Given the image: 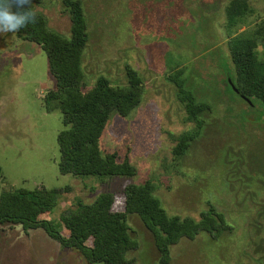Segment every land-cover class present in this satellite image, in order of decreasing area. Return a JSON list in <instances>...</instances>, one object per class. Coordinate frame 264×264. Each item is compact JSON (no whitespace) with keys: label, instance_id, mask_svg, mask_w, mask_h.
I'll return each instance as SVG.
<instances>
[{"label":"rangeland","instance_id":"rangeland-1","mask_svg":"<svg viewBox=\"0 0 264 264\" xmlns=\"http://www.w3.org/2000/svg\"><path fill=\"white\" fill-rule=\"evenodd\" d=\"M64 1L43 0L35 10L69 39L72 23ZM81 1L89 33L88 86L104 76L129 88L127 67L143 81L141 103L128 117L114 116L102 138L103 148L130 158L137 174L60 172L64 124L62 113L46 105L57 88L47 52L16 32H0V196L13 188L61 190L45 219L67 237L63 217L80 204L110 193L117 197L115 210L122 211L126 189L149 182L170 215L200 220L206 212L227 225L219 234L182 239L168 264H256L253 233L264 240V107L248 106L237 93L222 95L217 81L221 70L232 68L226 14L232 0ZM249 1L254 14L240 31L264 19V0ZM179 85L211 110L190 118ZM186 134L193 135L191 147L178 155ZM127 222L135 242L128 259L158 264L152 233L137 215H128ZM0 264L101 263H90L42 228L7 223L0 225Z\"/></svg>","mask_w":264,"mask_h":264},{"label":"trees","instance_id":"trees-1","mask_svg":"<svg viewBox=\"0 0 264 264\" xmlns=\"http://www.w3.org/2000/svg\"><path fill=\"white\" fill-rule=\"evenodd\" d=\"M42 3L43 0H32V7ZM64 4L70 13L71 38L51 29L47 17L40 12H37L35 24L16 32L19 38L42 46L49 57L51 74L57 81V88L46 97V105L50 111L59 110L63 115L64 129L58 137L60 172L77 176H134L137 168L130 158L105 150L102 138L114 116L128 117L141 103L143 81L136 71L127 67L129 88L113 84L104 76L99 77L95 85L88 86L84 67V52L89 39L85 8L81 0H65ZM226 14L227 28L232 34L229 35L232 68L221 70L223 78L217 80L219 89L227 97L236 94L229 82L231 79L253 103L248 106L264 107V19L240 31L254 14L249 0H232L226 7ZM234 28L238 30L235 33ZM218 65L217 60V68ZM179 93L193 120H198L206 109L211 110L209 104L198 101L196 95L180 85ZM192 141V134L183 135L175 153L185 154ZM60 192L45 186L33 191L13 188L4 192L0 196V225H22L25 230L42 228L63 246L80 251L90 263L101 264H135L128 259V253L135 248L132 229L127 222L130 214L137 215L152 233L160 255L158 264L170 262L172 248L182 239L193 240L203 232L219 234L227 227L219 215L211 213H202L200 220L170 215L153 185L146 182L126 189L122 211L115 210L117 197L110 193L99 195L91 204H80L75 212L63 217L68 231L67 237H63L51 221L45 219L57 204ZM228 229L232 228L229 226ZM253 235L259 248L257 250L255 246L252 250L255 262L264 264V248H260L264 240H260L256 232ZM89 241H92L91 245Z\"/></svg>","mask_w":264,"mask_h":264},{"label":"clouds","instance_id":"clouds-1","mask_svg":"<svg viewBox=\"0 0 264 264\" xmlns=\"http://www.w3.org/2000/svg\"><path fill=\"white\" fill-rule=\"evenodd\" d=\"M37 19L32 0H0V32H18Z\"/></svg>","mask_w":264,"mask_h":264},{"label":"water","instance_id":"water-1","mask_svg":"<svg viewBox=\"0 0 264 264\" xmlns=\"http://www.w3.org/2000/svg\"><path fill=\"white\" fill-rule=\"evenodd\" d=\"M229 82L231 83L234 91L241 97L243 98L245 101H247L248 103H250L251 105H253V103L242 93L238 90V88L235 86V84L232 82L231 79H229Z\"/></svg>","mask_w":264,"mask_h":264}]
</instances>
